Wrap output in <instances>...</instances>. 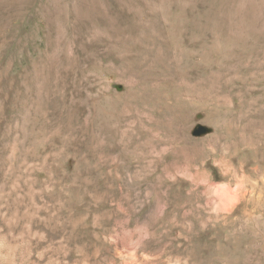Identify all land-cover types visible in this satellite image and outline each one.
Wrapping results in <instances>:
<instances>
[{"label":"rangeland","instance_id":"1","mask_svg":"<svg viewBox=\"0 0 264 264\" xmlns=\"http://www.w3.org/2000/svg\"><path fill=\"white\" fill-rule=\"evenodd\" d=\"M232 3L0 0V264H264V0Z\"/></svg>","mask_w":264,"mask_h":264},{"label":"bare ground","instance_id":"2","mask_svg":"<svg viewBox=\"0 0 264 264\" xmlns=\"http://www.w3.org/2000/svg\"><path fill=\"white\" fill-rule=\"evenodd\" d=\"M238 1V0H237ZM229 2H234V0H229ZM241 2V1H240ZM239 3V2H238ZM246 3H248V2H246ZM245 3V4H246ZM232 5H234L233 3H232ZM248 7H247V9L244 11L245 13H243V14H245V15H247V16H249L250 18H249V23L252 25V26H254V27H259L260 25V21H259V19L257 18V16L255 15V10L257 9V7L255 6V4L252 2V1H249V3H248V5H247ZM240 7V6H239ZM245 7V6H244ZM234 8V7H233ZM243 8V7H242ZM230 10H232V7H231V5H228V8L223 12V16L227 19L229 16H230V14H233V12L235 11V10H233V12H230ZM241 11V10H240ZM235 13V12H234ZM237 14V13H236ZM238 14H239V11H238ZM246 23H243V25H245ZM229 25V24H228ZM237 26L236 27H238V24H236ZM242 25V24H241ZM259 25V26H258ZM227 26V25H226ZM232 26V25H231ZM229 27V26H228ZM227 27V28H228ZM235 27V26H234ZM233 27V28H234ZM235 27V28H236ZM240 27H243V26H240ZM245 27H247V24H246V26ZM230 28V27H229ZM235 28H234V30H235ZM251 28H253V27H251ZM225 30H227V29H225ZM230 30V29H229ZM241 30V29H240ZM240 30H236V32H234V33H236L237 34V36L235 35V37H236V39H241L240 37H241V34H240ZM243 30H244V28H243ZM258 30V29H257ZM257 30H255V31H257ZM261 30V29H260ZM246 31H248V29L246 30ZM250 31V30H249ZM231 32V31H230ZM242 32V31H241ZM233 34V33H232ZM243 34V33H242ZM226 35H228V34H226ZM230 35V34H229ZM244 36V35H243ZM245 36H247L246 35V33H245ZM227 38V37H226ZM234 39V38H233ZM236 41V40H235ZM173 90H175V89H173ZM177 90V89H176ZM178 91V90H177ZM180 93V92H179ZM179 93H177V94H179ZM185 96V95H184ZM182 99V98H181ZM175 100V99H174ZM183 107H184V105H183ZM182 119V118H181ZM175 122V121H174ZM173 124V123H172Z\"/></svg>","mask_w":264,"mask_h":264}]
</instances>
